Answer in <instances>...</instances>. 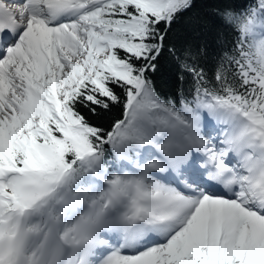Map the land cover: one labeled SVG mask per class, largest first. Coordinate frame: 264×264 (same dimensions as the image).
<instances>
[{"label":"snow or ice","instance_id":"obj_1","mask_svg":"<svg viewBox=\"0 0 264 264\" xmlns=\"http://www.w3.org/2000/svg\"><path fill=\"white\" fill-rule=\"evenodd\" d=\"M196 7L0 0V264H264V0L202 4L211 75Z\"/></svg>","mask_w":264,"mask_h":264},{"label":"trees","instance_id":"obj_2","mask_svg":"<svg viewBox=\"0 0 264 264\" xmlns=\"http://www.w3.org/2000/svg\"><path fill=\"white\" fill-rule=\"evenodd\" d=\"M205 0H196L197 7L192 10L193 15H199L203 21L202 26L193 30L188 24V18L185 17L176 27V38L184 41L188 40L199 43L202 47H206L208 55L203 57L201 63L205 66L206 71L211 75L214 71L216 53L220 51L221 45L227 44L231 40V34L214 23V18L205 17L204 13L208 9L203 8L202 4ZM232 2L240 3L241 0H232ZM155 84L157 90L165 96L179 95L181 89L187 91L190 88V82H182L179 71L171 64L162 61L158 72L155 74Z\"/></svg>","mask_w":264,"mask_h":264}]
</instances>
